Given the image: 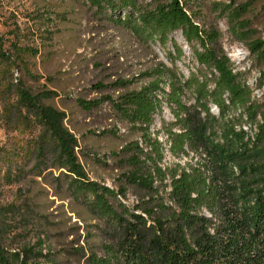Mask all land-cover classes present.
<instances>
[{
    "label": "trees",
    "instance_id": "16d2710c",
    "mask_svg": "<svg viewBox=\"0 0 264 264\" xmlns=\"http://www.w3.org/2000/svg\"><path fill=\"white\" fill-rule=\"evenodd\" d=\"M84 1L94 9L95 17L128 29L146 47H159L168 63L159 61L131 79L117 75L108 82H96L98 96L76 99L89 116L115 119L140 135L144 145L138 139L130 140L114 154L123 170L117 188L91 178L85 171L79 140L66 124L65 111L45 102L56 96L53 90L35 92L21 79L10 82L17 100L7 105L5 117L12 121L14 130L21 124L32 127L35 175L46 184L63 187L68 197L93 213L107 229L117 230L90 253L73 246L71 252L77 256L73 260L76 264H213L221 257L224 264H264V92L258 98L252 96L224 53L219 30L197 20L200 0ZM214 6L226 17L229 28L246 39L249 21L242 17L248 1L222 0ZM176 31L198 65L188 76L178 72L175 65L183 56L182 46L172 36ZM168 42L172 49L167 48ZM248 45L258 58L263 56V41L255 39ZM14 53L16 59L21 55L18 49ZM0 55L5 60L8 53L0 50ZM8 57L12 59V55ZM138 77L148 80L130 88ZM165 83L169 90L163 88ZM184 91L194 96V104L183 101ZM163 102L174 117L171 122L162 120L170 152L179 156L190 150L203 155L204 162L189 167L178 162L165 168L160 165L163 146L151 136V127ZM210 102L219 109V117L210 111ZM106 107L108 111L103 110ZM197 108V119L192 122L188 113ZM233 110L234 115L230 114ZM13 113H17L15 119ZM244 118L253 129L241 128ZM177 126L181 129L173 130ZM100 132L118 135L115 125ZM167 175L169 183L164 182ZM156 179L164 188L169 186L168 196L174 206L160 195L154 185ZM129 189L136 191L132 207L125 202ZM224 197L232 216L227 218L222 242V238L212 239L206 232L208 219L197 209L212 210ZM192 229L195 231L189 232ZM78 241L74 238L70 242ZM47 262L72 264L57 262L50 251L44 253L34 247H25L19 253L11 251L0 241V264Z\"/></svg>",
    "mask_w": 264,
    "mask_h": 264
},
{
    "label": "rangeland",
    "instance_id": "374dc122",
    "mask_svg": "<svg viewBox=\"0 0 264 264\" xmlns=\"http://www.w3.org/2000/svg\"><path fill=\"white\" fill-rule=\"evenodd\" d=\"M218 1L222 0H200L197 20L219 30V42L233 71L240 72V80L250 88L252 96L258 98L264 92V0H238L240 3L248 1L247 12L242 17L249 21L246 39L238 37L229 28L226 17L214 10L216 6H212ZM172 36L183 48V56L175 61L177 71L188 76L191 71H196L197 62L181 33L176 31ZM255 39L263 41L260 58L249 49L248 44ZM167 48L172 49L170 42ZM15 49L21 54L17 59L14 58ZM0 50L12 55L10 60L8 56L5 60L0 59V241L11 251L19 253L25 247H34L44 253L50 251L57 262L76 264L73 259L77 256L71 252L73 246L79 245L85 253H90L117 230L107 229L93 213L68 197L63 187L46 184L35 175L32 127L21 124L22 127L14 130L12 121L5 117L7 105L17 100L15 88L9 87L10 82L21 79L35 92L53 90L56 96L45 102L65 111L66 124L79 140L80 160L85 171L91 178L117 188L123 170L116 163L114 154L130 140L138 139L140 145H144L140 135L130 132L115 119L89 116L77 105L76 99L98 96L94 89L96 82H108L117 75L131 79L153 68L159 61H168L159 47H146L128 29L95 17L94 9L84 0H0ZM147 80V77H141L130 88H138ZM162 86L169 90L167 83ZM182 99L187 105L195 103L189 91H184ZM209 107L219 117V109L211 102ZM103 110L108 111V108ZM197 111L199 108L188 113L192 122L197 119ZM16 114L11 115L12 119L17 117ZM230 114L234 115L235 111ZM163 119L174 121L165 102L161 113L155 114L151 127V136L163 146L164 157L160 165L165 168L178 162L189 167L204 162L203 155L190 150L179 156L170 152ZM242 123V129L244 126L253 129L245 118ZM114 125L118 129L117 136L100 132ZM180 129L181 126L173 127L175 131ZM104 161L105 164L101 163ZM169 180L167 175L164 182L169 183ZM154 185L159 187L165 202L172 204L169 186H161L159 179ZM225 197L212 210L197 209L198 214L208 219L206 232L212 239L222 238V242L227 218L232 216V208ZM136 198V191L129 189L125 202L132 207ZM196 232L201 234V231ZM74 238H79L76 244L70 242ZM202 260L199 257V262ZM213 264H224V258L218 257Z\"/></svg>",
    "mask_w": 264,
    "mask_h": 264
},
{
    "label": "bare ground",
    "instance_id": "6f19581e",
    "mask_svg": "<svg viewBox=\"0 0 264 264\" xmlns=\"http://www.w3.org/2000/svg\"><path fill=\"white\" fill-rule=\"evenodd\" d=\"M247 129H248V127H247Z\"/></svg>",
    "mask_w": 264,
    "mask_h": 264
}]
</instances>
